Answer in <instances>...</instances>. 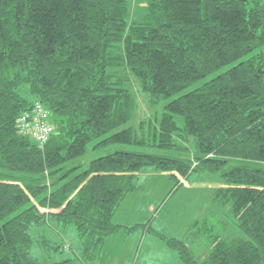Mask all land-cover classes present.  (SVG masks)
Wrapping results in <instances>:
<instances>
[{
	"label": "trees",
	"instance_id": "1",
	"mask_svg": "<svg viewBox=\"0 0 264 264\" xmlns=\"http://www.w3.org/2000/svg\"><path fill=\"white\" fill-rule=\"evenodd\" d=\"M263 45L264 0H0V264H68L51 253L70 243L40 238L54 221L95 259L150 167L219 175L217 203L244 234L216 235L202 261L167 240L184 264H264V54L245 59ZM134 80L163 103L137 128ZM36 102L55 125L43 147L18 128Z\"/></svg>",
	"mask_w": 264,
	"mask_h": 264
},
{
	"label": "rangeland",
	"instance_id": "2",
	"mask_svg": "<svg viewBox=\"0 0 264 264\" xmlns=\"http://www.w3.org/2000/svg\"><path fill=\"white\" fill-rule=\"evenodd\" d=\"M140 11L141 9L137 10L135 6L134 16L140 15L142 13ZM258 52L264 54V45L259 50L245 56V59ZM234 64L236 62L193 83L182 93L200 87L205 81L224 72ZM131 88L137 97L139 106L136 116L129 125L137 128L142 122L152 120L156 110L160 111L163 108V103L152 108L148 97L140 90L136 80L133 81ZM116 147L121 148V145ZM116 147L107 146L90 151L87 158L108 154ZM179 178L180 181L171 177L168 172L163 173L151 167L138 173L133 181L135 188L125 196L112 217V222L123 226V229L117 231L113 237H107L101 250L97 251L96 258L89 259L84 264H135L140 254L138 249L143 244V240L139 238L143 234H148L144 247L148 241L151 242L156 260L169 257L165 251L168 250L166 245L169 246L167 240L172 238L184 239L194 251L195 257L202 261L204 255L212 250V239L216 235L226 240L232 237H244V234L234 226L231 216L226 214L230 208L213 201V192H216L221 185L224 186V180L219 175L193 172L186 179L181 175ZM47 183H52L49 177ZM45 211L50 210L45 209ZM53 223L54 226L44 229L43 236L40 238L49 241L52 245L68 242L72 249L71 251L65 249L53 252L51 258L57 261L69 259L68 264H81L83 260L79 258L78 253H81L80 249L83 245L76 226L73 224L63 226L55 221ZM38 231L41 233L40 230ZM153 236L158 240L157 242L150 240ZM159 254L163 257L161 258ZM143 257L141 255V258Z\"/></svg>",
	"mask_w": 264,
	"mask_h": 264
},
{
	"label": "built area",
	"instance_id": "3",
	"mask_svg": "<svg viewBox=\"0 0 264 264\" xmlns=\"http://www.w3.org/2000/svg\"><path fill=\"white\" fill-rule=\"evenodd\" d=\"M18 128L21 134L30 136L41 147L49 141L55 131L50 113L41 102L34 103L29 110L21 114Z\"/></svg>",
	"mask_w": 264,
	"mask_h": 264
},
{
	"label": "crops",
	"instance_id": "4",
	"mask_svg": "<svg viewBox=\"0 0 264 264\" xmlns=\"http://www.w3.org/2000/svg\"><path fill=\"white\" fill-rule=\"evenodd\" d=\"M177 176L179 177V175L177 174ZM180 179V178H179ZM187 184H189L187 182ZM222 186V185H221ZM213 201L217 202V197L215 195V192H213ZM120 207V206H119ZM117 232L107 236V237H113ZM148 234H143L139 240H143V244H142V247L139 248L138 250L140 251V254H139V257L137 258L136 260V263L135 264H184V262L180 259L178 253L176 250H174L173 248L169 247L168 245H166L168 248V250L165 251V253H167L166 255L169 256L168 258L166 257L165 259H158L156 260L155 259V251L153 250V246H151V242H147L146 243V246L144 247V243L145 241L148 239ZM107 239V238H106ZM159 239V238H158ZM182 239V238H181ZM150 240H153L154 242H157L158 240H156V238L153 237H150ZM106 242V240H105ZM187 243V242H186ZM105 244V243H104ZM159 245V244H158ZM157 245V246H158ZM189 246V245H188ZM190 247V246H189ZM191 248V247H190ZM192 250V248H191ZM193 254L194 251L192 250ZM141 255H143L144 257L141 258ZM207 254L204 255V257L206 256ZM160 256V254H159ZM195 256V255H194ZM161 258L163 256H160ZM203 257V258H204ZM81 264H84L81 262Z\"/></svg>",
	"mask_w": 264,
	"mask_h": 264
}]
</instances>
